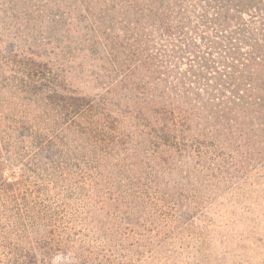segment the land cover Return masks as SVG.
Wrapping results in <instances>:
<instances>
[{
    "label": "trees",
    "instance_id": "16d2710c",
    "mask_svg": "<svg viewBox=\"0 0 264 264\" xmlns=\"http://www.w3.org/2000/svg\"><path fill=\"white\" fill-rule=\"evenodd\" d=\"M40 3L0 17V264H210L264 229V0Z\"/></svg>",
    "mask_w": 264,
    "mask_h": 264
},
{
    "label": "rangeland",
    "instance_id": "374dc122",
    "mask_svg": "<svg viewBox=\"0 0 264 264\" xmlns=\"http://www.w3.org/2000/svg\"><path fill=\"white\" fill-rule=\"evenodd\" d=\"M31 1L35 0H0V17L3 19L10 17L12 20L14 17H19L18 5ZM38 1L43 7L48 3V0ZM262 194L259 208L264 211V192ZM262 216L264 220V215ZM241 232L248 236L251 234V229L241 225L236 234ZM210 250L212 252L210 264H264V229L261 227L256 236H250L246 240L233 239L226 243L218 241L214 245H210ZM190 263L197 264L192 260Z\"/></svg>",
    "mask_w": 264,
    "mask_h": 264
}]
</instances>
